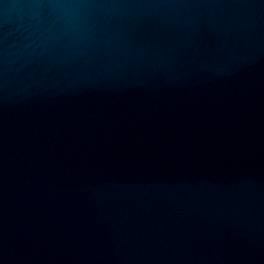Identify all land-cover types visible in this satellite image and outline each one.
I'll list each match as a JSON object with an SVG mask.
<instances>
[{"label":"water","instance_id":"1","mask_svg":"<svg viewBox=\"0 0 264 264\" xmlns=\"http://www.w3.org/2000/svg\"><path fill=\"white\" fill-rule=\"evenodd\" d=\"M0 264H264V0H0Z\"/></svg>","mask_w":264,"mask_h":264}]
</instances>
